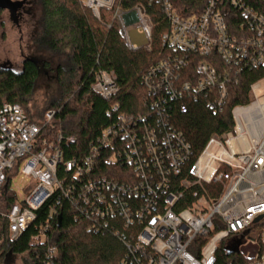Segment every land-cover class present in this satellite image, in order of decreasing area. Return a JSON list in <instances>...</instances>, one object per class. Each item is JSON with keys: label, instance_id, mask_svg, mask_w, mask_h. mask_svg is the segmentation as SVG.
<instances>
[{"label": "built area", "instance_id": "built-area-1", "mask_svg": "<svg viewBox=\"0 0 264 264\" xmlns=\"http://www.w3.org/2000/svg\"><path fill=\"white\" fill-rule=\"evenodd\" d=\"M80 1L96 19H107L108 28L115 24L132 50L140 47L130 43L127 27L135 25L146 35L149 45L143 49L151 51L154 22L147 7L164 17L165 52L143 77L156 118L118 113L83 149L75 136L47 128L56 111L37 123L21 105L3 104L0 230L5 222L10 240L17 241L47 206L31 238L33 245L45 243L65 201L74 219L92 229L119 220L130 231L122 240L131 258L121 264H216L219 248L232 249L238 242L259 248L241 264H264V95L252 85L251 102L232 110L234 131L211 137L197 156L170 124L165 106L173 101L186 113L185 99L205 96L209 109L222 111L237 75L264 68V11L244 0H208L202 12L184 17L174 0ZM92 88L106 100L119 92L116 75L108 71L96 73ZM19 175L29 180L24 195L12 187ZM206 185L221 186L217 198ZM11 197L13 204L3 210L1 202ZM185 200L189 204L180 208ZM198 238L207 241L200 245ZM41 253L44 264H59L55 246Z\"/></svg>", "mask_w": 264, "mask_h": 264}, {"label": "trees", "instance_id": "trees-1", "mask_svg": "<svg viewBox=\"0 0 264 264\" xmlns=\"http://www.w3.org/2000/svg\"><path fill=\"white\" fill-rule=\"evenodd\" d=\"M244 1L264 11V0ZM37 2L41 7L35 43L53 56H65V60L55 69L60 97L52 100L49 106L41 109L37 107L38 111L30 112L28 106L42 66L36 60L27 58L20 72L0 69V108L5 103L19 104L28 117L37 123L44 121L46 112L54 110L55 117L47 128L53 133L75 136L83 149L96 142L100 133L116 120L118 113H142L155 120L156 110L151 109L154 97L147 93L143 77L151 66L161 60L165 52L161 44V36L168 29L164 17L161 14L154 15L152 7H147L154 22L151 51L143 48L132 50L127 47L115 24L108 28L107 19H96L80 0ZM207 2L174 0V5L180 15L189 17L202 12ZM43 67H47V64L44 63ZM98 71L113 72L116 75L119 92L111 100L103 99L93 91ZM262 79L264 68L247 69L237 75L236 81L230 85L228 102L222 111L209 109L205 96L185 99L188 108L186 113L181 112L180 104L167 101L165 106L169 111V122L183 134L197 156L211 137H223L234 131L233 108L248 105L252 100L251 86ZM113 105L119 107L118 112L112 111ZM205 189L214 198L221 192L219 185H206ZM187 196H191V190ZM186 200L189 201V198ZM186 200L181 202L180 208L189 204ZM13 201L11 197L1 202L2 209H9ZM63 202L60 211L62 221L59 224L54 220L50 238L45 243L33 245L31 238L36 233V226L44 221L47 206L39 211L37 224L17 241L10 240L4 222L0 230V264H4L8 254L22 256L21 264H44L41 252L49 246L58 249L59 264H121L131 258L122 240V233L129 236L130 231H124L119 220L106 228L92 229L90 223L76 221L70 207ZM206 241L207 238L196 240L200 245ZM229 250L219 248L216 264H241L248 260L243 253H229ZM191 252L199 255L192 249ZM37 253L41 254L40 258Z\"/></svg>", "mask_w": 264, "mask_h": 264}, {"label": "rangeland", "instance_id": "rangeland-1", "mask_svg": "<svg viewBox=\"0 0 264 264\" xmlns=\"http://www.w3.org/2000/svg\"><path fill=\"white\" fill-rule=\"evenodd\" d=\"M22 1L23 5L17 12V23L12 19L8 10H0V69L7 68L20 72L23 62L27 58L36 60L42 66L32 100L28 106L30 112L35 113L42 107L49 106L52 100L60 97L55 69L60 62L65 60V56H53L35 43L41 6L37 0ZM127 37L131 44L140 48H147L149 45L146 35L139 33L135 25L127 27ZM44 63L47 64V67H43ZM255 87L258 93L264 95V79L257 82ZM243 143L246 145V140L242 141ZM28 182V179L19 175L12 180V187L20 195H24ZM232 248L239 249L248 257L254 256L259 249L257 245H247L246 242H238ZM14 259V264H21L20 258Z\"/></svg>", "mask_w": 264, "mask_h": 264}, {"label": "water", "instance_id": "water-1", "mask_svg": "<svg viewBox=\"0 0 264 264\" xmlns=\"http://www.w3.org/2000/svg\"><path fill=\"white\" fill-rule=\"evenodd\" d=\"M23 1H13V0H0V10H8L12 19L17 23L18 22V15L17 12L22 7ZM263 216H260L256 219V222H258ZM62 218L59 217V224L61 223ZM237 248H232L229 250V253L237 252ZM15 259L12 254H8L4 264H14Z\"/></svg>", "mask_w": 264, "mask_h": 264}]
</instances>
